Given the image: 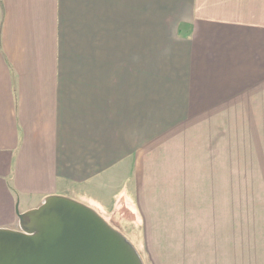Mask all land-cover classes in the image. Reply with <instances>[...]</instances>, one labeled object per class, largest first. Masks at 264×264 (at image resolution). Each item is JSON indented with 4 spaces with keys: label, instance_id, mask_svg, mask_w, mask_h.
<instances>
[{
    "label": "crops",
    "instance_id": "0c3cea01",
    "mask_svg": "<svg viewBox=\"0 0 264 264\" xmlns=\"http://www.w3.org/2000/svg\"><path fill=\"white\" fill-rule=\"evenodd\" d=\"M241 139L264 193V0H0V228L128 204L149 256L201 264L190 205Z\"/></svg>",
    "mask_w": 264,
    "mask_h": 264
},
{
    "label": "rangeland",
    "instance_id": "374dc122",
    "mask_svg": "<svg viewBox=\"0 0 264 264\" xmlns=\"http://www.w3.org/2000/svg\"><path fill=\"white\" fill-rule=\"evenodd\" d=\"M241 140L243 142L239 141L237 150L239 160L232 166V178L227 176L226 180H217L212 184L215 190L212 193L201 192V210L199 204L190 205L191 213L201 211V217L193 215L194 218L189 219L188 226L193 238L187 240L186 247L195 251L201 248V264H257L258 261L264 264V223L261 218L264 215V193L256 190L252 171L250 186L247 187L245 144L244 139ZM121 205L123 208H120ZM121 205L113 210V219L110 212L94 209L132 243L144 264H161L157 258L149 256L139 214L126 207L128 204ZM11 227L9 230L23 231L19 217Z\"/></svg>",
    "mask_w": 264,
    "mask_h": 264
},
{
    "label": "water",
    "instance_id": "95a60500",
    "mask_svg": "<svg viewBox=\"0 0 264 264\" xmlns=\"http://www.w3.org/2000/svg\"><path fill=\"white\" fill-rule=\"evenodd\" d=\"M17 215L23 231L0 229V264H144L122 233L73 199L51 196Z\"/></svg>",
    "mask_w": 264,
    "mask_h": 264
}]
</instances>
